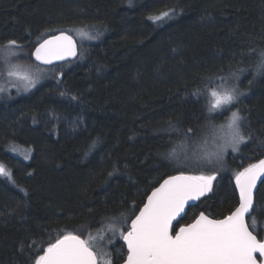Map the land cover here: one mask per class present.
I'll list each match as a JSON object with an SVG mask.
<instances>
[{"label":"trees","instance_id":"obj_1","mask_svg":"<svg viewBox=\"0 0 264 264\" xmlns=\"http://www.w3.org/2000/svg\"><path fill=\"white\" fill-rule=\"evenodd\" d=\"M85 25L100 34L76 60L54 65L28 92L0 96V163L11 173L0 176V264H32L63 232L87 239L107 217L133 219L166 177L199 174L176 164L198 157L195 140L229 115L209 119L193 95L220 70L245 69L236 107L253 136L225 171L201 169L217 174L212 191L180 223L227 215L238 202L233 171L264 158V71H255L264 0H0V45L18 40L32 62L41 40ZM173 151L179 160L168 158ZM254 208L263 236L262 183ZM107 250L123 263L121 239Z\"/></svg>","mask_w":264,"mask_h":264},{"label":"snow or ice","instance_id":"obj_2","mask_svg":"<svg viewBox=\"0 0 264 264\" xmlns=\"http://www.w3.org/2000/svg\"><path fill=\"white\" fill-rule=\"evenodd\" d=\"M168 15L164 12L155 19ZM59 31V35L43 39L35 48V60L51 65L77 56L76 41L65 30ZM75 31L88 40H94L100 34L89 25ZM0 47L6 54L13 55L16 50H22L23 45L16 39H10ZM260 56L255 69L257 73L264 71V52ZM36 71L38 73L39 68ZM244 71L238 68L224 74L220 70L207 76L193 93L198 100L203 98L209 119L214 114L230 115L226 117L227 134L215 142L211 152L179 161L185 167L192 163L199 166L201 161L222 167L229 149L239 152L241 145L252 139L253 133L245 127L247 117L236 107L244 95L238 83ZM7 77H15L22 82L12 84L18 91L21 87L25 91L34 88L39 80L38 75L21 73L18 65L8 67ZM3 91L5 89L0 88V92ZM191 132L192 129H187L184 135L187 137ZM202 142L206 144L207 140ZM167 156L179 160L174 151ZM197 170L199 174L181 169L177 174L169 175L147 196L138 214L133 213L134 219L129 220L124 215L107 217L95 234L88 233L87 239L74 232H63L54 240L49 239L47 247L41 246L32 257V264H113L107 245L114 238L121 239L126 247V256H121L123 264H264V236L255 234L254 212L257 209L254 208L253 195L257 181L264 184L261 180L264 177V159L235 173L238 202L227 215L211 218L200 212L190 223L181 224L189 202L199 201L211 192L217 178L215 172L205 175L199 167L192 171ZM108 175L111 177L113 173ZM0 176H11L3 163H0ZM103 233L110 234L107 241Z\"/></svg>","mask_w":264,"mask_h":264},{"label":"rangeland","instance_id":"obj_3","mask_svg":"<svg viewBox=\"0 0 264 264\" xmlns=\"http://www.w3.org/2000/svg\"><path fill=\"white\" fill-rule=\"evenodd\" d=\"M74 36L78 40L79 46H80V48H82V50H85L88 47V45L90 44V42H92V40H88L87 38L80 37L76 33V31L74 33ZM30 56H31L30 53H28V51L26 49L16 50L13 55H8L4 52L3 48H0V88L5 89V91L0 92V96L3 94L6 95L7 93L10 94L11 91H17L18 93H25V92H28L32 89V88H30V89L25 91L21 87L20 90L18 91V89L16 87L12 86L13 83L19 84L22 82L17 81L15 77H7V69L10 65H18L19 71L21 73H26V74L32 75V76L38 75L39 80L36 83V85L41 83L47 74L57 70L56 68L54 69V66L53 67L52 66H42V65H39L37 63H34V61L32 62V60L30 59ZM37 68H39L38 73L36 71ZM221 125H224V127H219L216 125L215 126L213 125L211 128L209 127L210 132H206V133L202 134L201 136H199L195 140V146H197L199 148L197 150L198 157L203 155V154H206V152H211L213 150L215 142L227 134L228 129L226 126V119L224 120L223 123H221ZM213 129H214V131H212ZM205 139L207 140L206 144L202 142ZM202 145H204L203 148H201ZM190 149H192V148L189 147L188 150H185L184 156L188 155L187 151H190ZM240 151L239 152H232V150L229 149L228 154L225 156L224 162L226 159H228L230 157L234 158L235 156H237L240 153ZM198 157H197V155L196 156L190 155V157H188V158H198ZM184 159H185V157L182 158V160H184ZM176 167L181 169V168L185 167V165L181 162H178L176 164ZM187 167H193V168L199 167L200 169H202V168L211 169L214 167V169L221 170V171L222 170L225 171L227 169L226 167H223V166L221 167V166L213 164V163H207L206 161H201L199 166H197L195 163H192V164H188ZM238 171L239 170L233 171L234 176H235V173ZM217 172H219V171H217ZM204 174L208 175V173H206V172H204ZM210 174H212V173H210Z\"/></svg>","mask_w":264,"mask_h":264},{"label":"water","instance_id":"obj_4","mask_svg":"<svg viewBox=\"0 0 264 264\" xmlns=\"http://www.w3.org/2000/svg\"><path fill=\"white\" fill-rule=\"evenodd\" d=\"M67 32V34L68 35H71L72 37H73V39L76 41V43H77V56L75 57V58H69L68 60H64V61H56V62H54L53 64H51V65H45V64H42L41 62H39V61H37V60H35V57H34V55H33V53H34V51H35V48L36 47H38L39 46V44L40 43H42L43 42V40H41L38 44H37V46L34 48V50H33V52H32V58H33V60L36 62V63H38V64H40V65H42V66H54V65H58V64H62V63H65V62H68V61H74V60H76L77 58H78V56H79V53H80V46H79V42H78V40L76 39V37L72 34V33H70V32H68V31H66ZM60 34V32H57V33H55V34H51V35H49V36H47L46 38H51V36H53V35H59ZM45 39V38H44ZM264 159V158H263ZM258 162V161H257ZM256 162V163H257ZM177 174V173H176ZM173 175H175V174H173ZM167 178V177H166ZM165 178V179H166ZM264 179V177H262L261 178V180H263ZM163 181H161L160 182V184L162 183ZM261 183V181H257V185H256V189L254 190V193H253V195H254V206H255V197H256V192H257V189H258V186H259V184ZM159 184V185H160ZM159 185H157L156 187H158ZM154 190V189H153ZM237 193H238V190H237ZM150 194H151V192H150ZM149 194V195H150ZM205 197V196H204ZM204 197H202L199 201H201ZM147 200V199H146ZM199 201H190L189 202V206L190 205H195V204H197ZM188 206V207H189ZM143 207V206H142ZM188 207H186V209H185V213H186V211H187V209H188ZM138 214V213H137ZM185 215V214H184ZM205 215H207L206 213H205ZM209 216V215H208ZM211 217V216H210ZM212 218V217H211ZM134 219V218H133ZM123 264V263H122Z\"/></svg>","mask_w":264,"mask_h":264},{"label":"flooded vegetation","instance_id":"obj_5","mask_svg":"<svg viewBox=\"0 0 264 264\" xmlns=\"http://www.w3.org/2000/svg\"><path fill=\"white\" fill-rule=\"evenodd\" d=\"M256 234V233H255ZM264 236V235H263Z\"/></svg>","mask_w":264,"mask_h":264}]
</instances>
